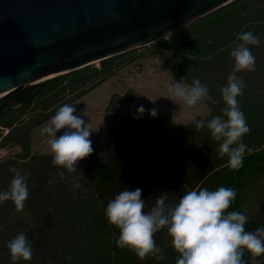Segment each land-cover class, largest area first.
<instances>
[{
	"label": "rangeland",
	"instance_id": "1",
	"mask_svg": "<svg viewBox=\"0 0 264 264\" xmlns=\"http://www.w3.org/2000/svg\"><path fill=\"white\" fill-rule=\"evenodd\" d=\"M242 31H252L261 42L250 46L256 57L255 70L238 73L244 87L237 99L250 127L243 142L251 151H246L243 166L232 170L227 157L218 154L219 142L207 127H195L201 117L189 122L168 116L170 112L165 116L147 97V85L154 77L176 76L191 83L199 78L213 97L218 94L221 100V88L234 65L230 51L239 43L236 34ZM263 54L264 0H234L165 39L119 55L103 67L100 63L91 65L102 71L99 76L114 77L120 83L107 109L109 118L118 117L119 126L111 129L106 122L100 137L96 136L93 152L78 161L76 172L53 166L51 154L32 147L30 132L60 106L81 95L96 76L91 79V74H81L57 86H47L31 105L8 112L0 119V190L9 187L15 168L26 176L29 195L19 211L12 201L0 203V264H69L73 251L79 255L80 264H107L104 258L91 262L81 252L99 225L91 186L101 173L108 182L102 196L105 203L126 187H140L144 210L148 211L161 195L175 202L190 190L225 186L237 192L228 210L243 212L248 217L246 223L255 219L264 200V108H259L264 106ZM109 70L114 72L108 74ZM249 99L261 102L251 105ZM141 104L146 109L157 108V116L150 117L146 112L134 119L135 109ZM224 104H214L203 120L222 115ZM10 123L13 125L7 127ZM113 230L119 234L115 226ZM19 232H25L32 242L29 261L13 262L10 258L7 243ZM101 237L106 244L107 235ZM154 239L162 249L163 261L151 255L141 260L123 248L118 264H175L178 254L170 246L166 230L155 233ZM127 254L131 259L125 262L122 256Z\"/></svg>",
	"mask_w": 264,
	"mask_h": 264
},
{
	"label": "clouds",
	"instance_id": "2",
	"mask_svg": "<svg viewBox=\"0 0 264 264\" xmlns=\"http://www.w3.org/2000/svg\"><path fill=\"white\" fill-rule=\"evenodd\" d=\"M166 37L167 34L163 38ZM236 39L239 43L230 51L233 69L227 84L221 88L225 103L223 114L195 122L196 128L207 127L211 137L219 142L218 154L227 157L232 170L241 168L246 151H251L243 142L250 127L237 99L243 94L244 87L238 73L255 70L256 57L250 46H258L261 42L252 31L237 33ZM183 81L173 80L169 85L170 100L192 107L208 95V86L199 78H194L191 85ZM146 112L155 118L158 109H146L141 104L136 107L133 118H142ZM91 134L88 121L71 103L60 106L40 128V135L47 140L53 166H62L69 172H76L78 161L93 152ZM12 172L9 187L0 190V203L12 201L19 211L28 198L29 188L25 175L15 168ZM236 195L233 187L199 188L186 192L175 202H169L167 195H161L150 210L145 211L142 189L126 187L107 202L103 211L108 223L119 229L116 246L130 249L141 260L149 255L158 261L164 260L154 234L165 229L170 246L178 254L175 264H246L243 259L246 252L253 260L264 254V226L254 231L246 230L248 217L243 212L228 210ZM7 247L13 262L32 259V242L25 232L11 238Z\"/></svg>",
	"mask_w": 264,
	"mask_h": 264
},
{
	"label": "water",
	"instance_id": "3",
	"mask_svg": "<svg viewBox=\"0 0 264 264\" xmlns=\"http://www.w3.org/2000/svg\"><path fill=\"white\" fill-rule=\"evenodd\" d=\"M233 1L0 0V100L160 41Z\"/></svg>",
	"mask_w": 264,
	"mask_h": 264
},
{
	"label": "trees",
	"instance_id": "4",
	"mask_svg": "<svg viewBox=\"0 0 264 264\" xmlns=\"http://www.w3.org/2000/svg\"><path fill=\"white\" fill-rule=\"evenodd\" d=\"M117 57V56H116ZM109 58L107 60L101 61L100 65L103 67L107 62L114 59ZM112 70H109L108 74H111ZM102 73L100 69H97L93 66H87L85 68H82L80 70L71 72L69 74H64L61 76H57L54 78H51L49 80H46L44 82L28 86L24 89H21L19 91H16L7 97L0 100V119L5 118L8 112H11L15 107L20 106H29L31 105L35 100L40 98L43 95V90L47 86H57L60 83H62L65 80L71 79L73 77L79 76L81 74L89 75L91 74V79L93 76L95 77V80L89 84L87 88H85L81 95L85 94L87 91L107 79V75L99 76ZM81 95H78L80 97ZM72 102V101H71ZM113 120L110 124L109 122ZM106 122L107 126L111 127V129H115L119 126L118 124V117H112L109 118V114L106 115ZM13 124H9L7 127H11ZM106 126V127H107ZM110 130V128H109ZM100 133L97 135L99 138ZM97 138V139H98ZM109 176V175H108ZM105 174L101 173L99 179H97L91 186L92 188V196L95 198L96 204H97V210H96V219H99V225H96L97 228L95 229V233L92 236V240L86 244V246H83L81 252L85 253V256L88 260L91 262L98 263L103 258L107 260V264H118V258L121 256V252L123 251V248L116 246V239L118 237V234L115 232L114 225H111L108 223L107 218L104 215V208L106 207L107 203L104 202V199L102 198L103 192L105 191L106 187L108 186V182L106 183L104 181ZM114 194V192H113ZM264 226V200L259 204L258 206V212L255 219L245 224V228L247 231H254L257 227ZM106 234L108 237V242L105 244V240L102 235ZM97 250L100 252L96 253ZM78 251V250H77ZM96 251V252H94ZM77 252L73 251L69 255V264H80L78 261ZM124 258L125 262H128L129 259H131V255L127 254L122 256ZM243 259L245 260L246 264H264V254H261L259 257H257L255 260L251 258V254L245 253Z\"/></svg>",
	"mask_w": 264,
	"mask_h": 264
},
{
	"label": "crops",
	"instance_id": "5",
	"mask_svg": "<svg viewBox=\"0 0 264 264\" xmlns=\"http://www.w3.org/2000/svg\"><path fill=\"white\" fill-rule=\"evenodd\" d=\"M263 58H264V54H263ZM263 63H264V59L262 60L261 58L262 68H264ZM113 76H119V74H113ZM173 80L175 82V81H180L182 79L177 78L176 76H162L159 78L154 77L149 80L152 81V83H149L147 85V92H148L147 97L160 110L164 111L165 116L168 114V112H170L171 114H169L168 116L171 115L172 117L175 118L178 117L186 118V120L189 122L195 121L200 117L203 120L208 114L211 113L214 104L224 103L222 99L218 100V98L221 97L220 95L215 94L213 97V94H211L210 91L208 92L207 96L203 97L196 105L192 107H188L180 101L174 102L169 99V93H168V87L173 82ZM116 81L117 79H114V77L107 78L98 85H96L94 88L87 91L85 94L81 95L80 97L70 102L71 104H75L77 112L83 115L85 120L88 121V125L92 130V134L90 136V139L93 141L92 147L95 144L97 134L104 128L106 124L107 109L109 107L111 96L119 91L120 83ZM157 81L160 82L159 85L155 83ZM183 82L187 85H191V82L185 79ZM247 102L251 105H254L257 102H261V101L260 100L254 101L252 99H249ZM161 107L163 108L161 109ZM259 108L262 109L264 108V106ZM49 119L50 117L40 122L38 125L32 127L30 132L32 147H34V149L38 150L40 153H44V154L46 153L51 154V152L47 144L46 138L40 135V128ZM62 131L63 130L58 132L57 135L59 136L62 133Z\"/></svg>",
	"mask_w": 264,
	"mask_h": 264
}]
</instances>
